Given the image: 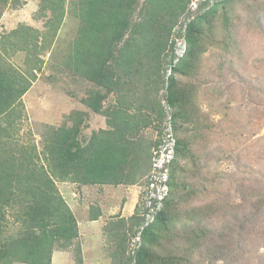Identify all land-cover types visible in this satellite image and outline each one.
I'll use <instances>...</instances> for the list:
<instances>
[{"label":"trees","instance_id":"1","mask_svg":"<svg viewBox=\"0 0 264 264\" xmlns=\"http://www.w3.org/2000/svg\"><path fill=\"white\" fill-rule=\"evenodd\" d=\"M37 1L35 19L43 21V30L20 23L0 39V264H53L55 251L72 247L76 264H84L79 222L58 183L80 188L138 184L150 171L152 151L160 141L147 142L143 134L150 127L159 128L165 118L158 100L161 88L174 110L177 138L172 194L152 224L145 225L144 206L141 212L137 204L130 218L107 226L113 229L108 232L112 241L119 236L113 257L120 255L126 264H191L196 251L217 244L205 251L199 264L227 260L233 249L226 241L235 229L226 227L215 238L206 221L217 210L209 205L188 210L187 204L199 194L192 180L201 177V157L194 145L213 130L208 117L193 104L197 85L192 80L208 46L230 50L233 0L213 5L208 0L194 13L189 10L193 0ZM21 5L23 0H0V20L8 8ZM195 13L194 20L181 27L188 51L166 86L165 66L175 58L174 30L182 16L191 18ZM69 14L79 25L61 63L70 76L91 84L81 102L106 118V128L85 136L87 113L76 112L71 126L49 128L39 149L33 133L24 130L28 117L23 100L42 73L45 56ZM220 32L223 41L218 40ZM19 53L25 54L23 66L13 62ZM177 75L190 82L181 83ZM110 94L114 101L105 107ZM162 133L161 129L159 136ZM241 201L251 206L255 219L264 210L261 191L243 194ZM101 216L99 207L90 209L91 221ZM127 226L132 231L136 227L133 234L140 233L138 249L128 257ZM220 237L222 244L217 241Z\"/></svg>","mask_w":264,"mask_h":264},{"label":"rangeland","instance_id":"2","mask_svg":"<svg viewBox=\"0 0 264 264\" xmlns=\"http://www.w3.org/2000/svg\"><path fill=\"white\" fill-rule=\"evenodd\" d=\"M216 1L213 0L212 5ZM38 4L37 0H23L20 7L8 8L0 20V39L3 33L20 23L43 30V21L35 19ZM232 4L234 17L230 24V50L226 52L220 45L208 46L201 55L198 75L192 80L197 85L193 104L208 117L213 130L198 140L193 148L201 157V177L192 180L199 194L187 204V209L209 205L213 211L217 210L206 221L207 228L215 238L226 227L235 229L226 241L231 244L233 253L225 261L213 260L208 264H264V210L255 219L251 217V206L241 201L243 194L264 193V2L233 0ZM195 17L196 13L191 18L182 16L178 28ZM216 24L222 31V20H216ZM78 25L77 19L67 15L54 48L45 56L42 73L23 100L28 117L24 130L33 133L39 149H42V138L49 128L63 124L71 126L76 112L87 113V126L83 131L85 136L106 128V118L92 113L81 102L91 90V84L70 76L61 63L76 36ZM224 39L220 32L218 40ZM24 58L25 54L19 53L13 62L23 66ZM167 61L169 63V58ZM170 67V64L165 66L166 86L168 79L174 75L173 70L168 75ZM176 78L181 83L190 82L179 75ZM166 94L164 88L159 90L158 100L162 107L163 102L167 101ZM113 101L114 96L110 94L105 107ZM166 118L165 113L159 128L150 127L144 131L147 142L159 140L166 134ZM161 129L163 133L159 136ZM180 161L187 165L184 160ZM142 180L136 185H123L125 192L122 188L115 192L113 188L101 186L80 188L68 182L58 183L79 222L84 264H126V259L123 263L120 255L113 257L118 250L116 243H119V236L112 241L108 232L113 229L107 226L111 227L110 224L121 220V217L130 218L129 213L135 212L136 206L127 205L135 189L138 191L137 204L143 212ZM126 205L127 211L124 209ZM98 207L102 216L97 221H91L90 209L97 210ZM122 229L123 226L119 230ZM133 231H136V227ZM133 231L128 229L127 257L135 255L138 249V234H133ZM221 238L217 239L220 244ZM216 245H206L202 252L196 251L191 264H199L200 257L206 255L205 251L212 250ZM53 264H76L75 248L55 251Z\"/></svg>","mask_w":264,"mask_h":264},{"label":"built area","instance_id":"3","mask_svg":"<svg viewBox=\"0 0 264 264\" xmlns=\"http://www.w3.org/2000/svg\"><path fill=\"white\" fill-rule=\"evenodd\" d=\"M208 0H193L189 6L191 12H196L201 4ZM186 25V24H185ZM185 28V26H184ZM181 30L178 26L175 28L172 42L175 43L174 54L175 58L171 64L168 75H171L173 68L185 58L188 51V44L184 37L185 29ZM183 35H178V34ZM163 109L167 115L166 118V134L160 139L159 145L152 151V162L150 171L142 180V205L144 206V216L146 218L145 225L154 223L157 215L165 207L166 201L171 197L172 188L170 186L171 171L178 161L177 156V138L172 127V108L167 103L163 102ZM138 242L140 241V233H138ZM137 242V243H138Z\"/></svg>","mask_w":264,"mask_h":264},{"label":"crops","instance_id":"4","mask_svg":"<svg viewBox=\"0 0 264 264\" xmlns=\"http://www.w3.org/2000/svg\"><path fill=\"white\" fill-rule=\"evenodd\" d=\"M122 186H123V185L118 186V187L104 186L103 188H105V189H107V188H111V190H112V188H113L114 191L116 192V191H120L121 188H122ZM134 187H135V186H134ZM122 191L125 192L124 187L122 188ZM132 193H133V194H132V197H131L130 201L127 203V205H128V207L132 206V207L134 208V207L137 205V201H138V191H137V189H135ZM127 205H126V207L124 206V209H125L126 211H127ZM135 208H136V207H135ZM129 214H130L129 216L131 217L134 213H133V211H132V212H130ZM121 218H124V217H121ZM126 219H128V218H126Z\"/></svg>","mask_w":264,"mask_h":264},{"label":"clouds","instance_id":"5","mask_svg":"<svg viewBox=\"0 0 264 264\" xmlns=\"http://www.w3.org/2000/svg\"><path fill=\"white\" fill-rule=\"evenodd\" d=\"M144 178H145V177H144ZM144 178H143V179H144Z\"/></svg>","mask_w":264,"mask_h":264}]
</instances>
